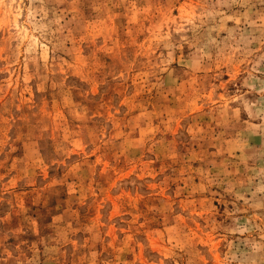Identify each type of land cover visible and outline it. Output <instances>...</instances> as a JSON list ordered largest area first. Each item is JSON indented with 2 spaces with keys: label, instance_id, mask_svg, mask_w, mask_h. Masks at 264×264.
<instances>
[{
  "label": "rangeland",
  "instance_id": "1",
  "mask_svg": "<svg viewBox=\"0 0 264 264\" xmlns=\"http://www.w3.org/2000/svg\"><path fill=\"white\" fill-rule=\"evenodd\" d=\"M0 264H264V0H0Z\"/></svg>",
  "mask_w": 264,
  "mask_h": 264
}]
</instances>
